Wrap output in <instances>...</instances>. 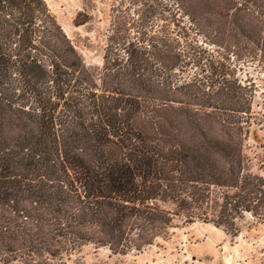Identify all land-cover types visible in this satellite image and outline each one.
I'll return each instance as SVG.
<instances>
[{"label":"trees","instance_id":"trees-1","mask_svg":"<svg viewBox=\"0 0 264 264\" xmlns=\"http://www.w3.org/2000/svg\"><path fill=\"white\" fill-rule=\"evenodd\" d=\"M211 3L182 0L187 25L168 0H113L95 72L46 0H0L2 264L140 253L178 217L264 223L256 84L238 64L264 57V0Z\"/></svg>","mask_w":264,"mask_h":264},{"label":"rangeland","instance_id":"rangeland-1","mask_svg":"<svg viewBox=\"0 0 264 264\" xmlns=\"http://www.w3.org/2000/svg\"><path fill=\"white\" fill-rule=\"evenodd\" d=\"M189 0H184L188 4ZM212 0H199L208 10ZM52 13L92 71L99 72L110 25L113 0H46ZM180 3V4H179ZM182 0H168L182 24L190 18L181 14ZM89 14L88 22L77 25L78 13ZM203 36L199 38L201 40ZM243 55L239 77L256 84L253 111L257 122L251 128L247 153L252 170L264 175V57ZM248 56V58H247ZM240 68V67H239ZM167 238H159L143 252L113 253L108 247L86 244L68 264H264V223L250 214L238 220L239 234L233 235L211 222L175 220ZM0 264L1 261H0ZM20 264V263H14Z\"/></svg>","mask_w":264,"mask_h":264}]
</instances>
